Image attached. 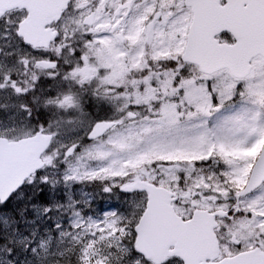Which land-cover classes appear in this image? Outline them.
I'll return each mask as SVG.
<instances>
[{"label":"snow or ice","instance_id":"1","mask_svg":"<svg viewBox=\"0 0 264 264\" xmlns=\"http://www.w3.org/2000/svg\"><path fill=\"white\" fill-rule=\"evenodd\" d=\"M0 264H264V0H0Z\"/></svg>","mask_w":264,"mask_h":264},{"label":"rangeland","instance_id":"2","mask_svg":"<svg viewBox=\"0 0 264 264\" xmlns=\"http://www.w3.org/2000/svg\"><path fill=\"white\" fill-rule=\"evenodd\" d=\"M83 191H86L88 193H98V190L93 189L91 186H88L87 188L83 189ZM77 195H81V190H77ZM117 199L115 197L109 199L107 197V194H96L95 196V201L93 203V208L94 209H100L101 211L106 210L110 207H115L117 206Z\"/></svg>","mask_w":264,"mask_h":264}]
</instances>
